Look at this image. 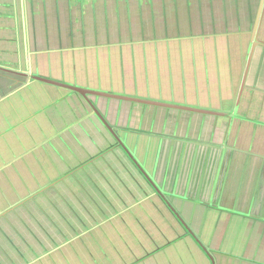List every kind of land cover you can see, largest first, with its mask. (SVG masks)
Here are the masks:
<instances>
[{
  "label": "crops",
  "instance_id": "crops-1",
  "mask_svg": "<svg viewBox=\"0 0 264 264\" xmlns=\"http://www.w3.org/2000/svg\"><path fill=\"white\" fill-rule=\"evenodd\" d=\"M192 1L182 0L183 8L188 10ZM196 1L208 7L216 4L215 0ZM143 2L0 0V128L9 127L5 137L0 131V138L7 140L17 126H25L32 132L17 133L21 143H27L34 131L32 122L42 124L46 111L54 107L63 106L65 111L67 102L71 112L64 122L58 120L59 111L51 118L59 132L45 147L46 162H56L54 155L58 163L69 161L72 170L75 166L87 171L104 154L110 165L113 159L121 165V171L108 169V180L112 176L117 182L116 175L122 179L120 185L126 183L116 188L108 182L115 206L123 208L119 213L128 207L127 217H149L158 223L157 234L145 241L148 247L142 246L144 255L147 248L161 256L169 249L179 254L176 244L186 243L187 249L199 248L205 257L199 245L208 247L207 264H234L235 260L264 264V227L260 225L264 224V118L250 112L253 104L262 107L256 93L264 91V85L251 86L249 93L246 83L242 88L244 59L241 74L234 61L233 79L223 77L219 60L215 63L203 54L210 39L199 14L194 17L196 24L183 27L189 30L188 36L162 38L156 34L168 31V23H161L155 14V0H147L148 14ZM255 18L250 51L260 32L254 35ZM179 28L175 24L170 29ZM173 42H180L179 46ZM151 46L157 48L154 54L148 53ZM254 63L252 59L250 69ZM248 76L250 80L249 72ZM28 93L39 109L27 102ZM18 100L30 115L25 120L19 116L14 123L4 112ZM143 108L156 112L153 120L160 122V129L136 123L145 117L140 115ZM30 149L28 153L43 155L37 147ZM92 150L95 153L89 156ZM81 152L87 155L78 164L73 156ZM238 195L249 196L240 204ZM202 234L209 241H202ZM172 236L179 238L170 244L167 238ZM222 239L227 240L220 248Z\"/></svg>",
  "mask_w": 264,
  "mask_h": 264
},
{
  "label": "rangeland",
  "instance_id": "rangeland-1",
  "mask_svg": "<svg viewBox=\"0 0 264 264\" xmlns=\"http://www.w3.org/2000/svg\"><path fill=\"white\" fill-rule=\"evenodd\" d=\"M142 1H144L142 9L145 14H148L150 10L147 9V0ZM215 1L216 6L208 7L193 0L189 9L185 10L182 0H155L156 5H153L154 11L156 10L155 14L158 15L161 23H168V31L162 32V34L157 32L156 36H162V38L188 36L185 34H189V30L185 31L183 27L196 24L197 21L194 17L199 14L202 18L200 24L202 23L205 28L209 29V46L204 48L203 54H207L210 59L215 60V63L219 60L222 70H225L223 77L227 76L232 80L236 63H239L237 66L239 75L242 72L240 61L242 60L243 64L250 54L251 29L260 0ZM175 24L180 28L173 31L170 28L175 27ZM180 30L181 32H179ZM227 34L229 38L225 40L224 37ZM258 35L259 40L264 41V17ZM179 43L173 42V46H179ZM198 44L206 45L204 42ZM156 49L155 46H151L147 50H150L149 54L151 52L154 54ZM190 55L194 54L191 52ZM252 59L255 63L252 65V69H249L251 76L245 85L248 93L253 91L251 86L264 85V50L262 47L255 48ZM234 61L235 64L232 63ZM214 70L217 71L216 68ZM254 74H256L255 78ZM249 95L252 96V94ZM256 96H258V100H262L258 102V105L262 107L253 104L250 112L256 111L258 118L262 116L263 120L264 91L256 93ZM28 98L27 102H30L34 110L40 108L38 102H34L29 93ZM15 104L6 107L5 116L8 115V118L13 122L19 116L24 120L27 119L30 115L28 107L19 100ZM64 104L66 113L63 111V106L54 107V111H46L42 124L39 122L40 120L32 122L34 131L29 135L27 143H21V138L17 133L22 129L27 132L28 127L25 126H17V131L11 133L7 140L0 138V169L9 170L6 173L0 172V264H109V262L111 264H135L138 262L183 264L185 261L188 262L187 264H195L200 260L207 264L206 257L201 250L193 249L190 246L187 249L186 243L176 244L179 254L174 249L168 248L169 250L161 256L160 253L156 255L157 252L154 253L147 248L148 252L144 255L142 246L144 244L147 246L145 241H148L149 236L157 234L155 224L158 223L154 222L153 224L149 217L137 216L136 218L130 217L132 218L130 219L125 214L128 207L124 208V212L119 213V210L121 211L123 208L115 206L117 201L114 200L113 192L110 194L108 192V182L113 183L116 188L126 185V183L123 181V185H120L119 182L122 179L116 175L117 182L112 180V176L108 180V169L111 167H115L118 171L122 169L114 159L110 165L108 157L102 154L103 160L99 161L96 166L89 165L87 171L85 168L78 169V167L76 170L75 166V169L72 170L73 166L69 161L58 163L54 155L52 158L56 162H46L45 147L47 144L50 145L52 136L59 132L55 125L56 122L51 118L59 111L61 115L58 120L62 123L65 116L67 117L71 112L68 103ZM140 115L145 117L138 118L137 124L152 125L151 127L160 129L161 124L158 120L154 124L156 112L143 108L140 110ZM153 118L155 119L153 120ZM3 120H1L2 123H4ZM8 129L9 127L0 128L3 137L6 136L5 130L8 131ZM28 131L32 132L29 129ZM11 141L13 143L8 145L7 143ZM36 147L43 155L41 153L35 155L33 151L28 153L27 150ZM94 153L95 151L92 150L89 156ZM86 155L87 152H81L80 156L73 157L79 164V160L85 158ZM19 156H22L21 159L17 158ZM67 165L71 167H68V170L66 169L62 174L61 172ZM49 178H53V181L45 182ZM248 180L251 181V179ZM227 183L230 186L233 185L232 181H227ZM236 190H241V187ZM114 194L117 195L118 192L114 190ZM246 196L249 195H238L240 204H244ZM25 198L27 200L23 203L22 199ZM53 204L60 207L55 209ZM111 214L112 218L108 219ZM252 224L254 225V223ZM260 225L264 227V224ZM196 227L198 230L202 229L201 224ZM178 238L168 237L167 242L171 244ZM201 240L209 241L203 234ZM225 240L222 239L218 247L221 248ZM195 252H200L202 257L198 258V254L195 255ZM258 253L256 255L262 257L260 255L262 253ZM234 264L240 263L235 260Z\"/></svg>",
  "mask_w": 264,
  "mask_h": 264
},
{
  "label": "water",
  "instance_id": "water-1",
  "mask_svg": "<svg viewBox=\"0 0 264 264\" xmlns=\"http://www.w3.org/2000/svg\"><path fill=\"white\" fill-rule=\"evenodd\" d=\"M263 13H264V0H260L259 8L257 10V14H256V18H255V23H254V35H256L257 32L260 29V25L262 23V18H263ZM254 45H255V43H254ZM254 45H253V47H254ZM253 51L254 50L251 49L250 54L248 56V59L246 60L245 66L243 67V73H242L241 82H240L242 88H243V86H244V84L246 82L247 76H248V71H249V68H250V65H251V57H252ZM42 80H44L46 82L49 81L48 79H42ZM72 90L83 93V90L78 89V88H72ZM135 101L138 102V103H143V104H152V105L153 104L154 105L161 104V103H158V102L146 101V100H142V99H135ZM162 105H165V104L162 103Z\"/></svg>",
  "mask_w": 264,
  "mask_h": 264
},
{
  "label": "flooded vegetation",
  "instance_id": "flooded-vegetation-1",
  "mask_svg": "<svg viewBox=\"0 0 264 264\" xmlns=\"http://www.w3.org/2000/svg\"><path fill=\"white\" fill-rule=\"evenodd\" d=\"M253 45H254V43H255V45H254V49L253 50H255V48L258 46V47H262L263 48V50H264V41H260L259 40V37L258 36H256L253 40ZM246 63V62H245ZM244 67V66H243ZM246 83V82H245ZM238 95H239V91H238ZM238 95H237V98H238ZM206 251H208L209 253L211 252L210 251V249L208 248V247H206L205 246V248H204Z\"/></svg>",
  "mask_w": 264,
  "mask_h": 264
},
{
  "label": "trees",
  "instance_id": "trees-1",
  "mask_svg": "<svg viewBox=\"0 0 264 264\" xmlns=\"http://www.w3.org/2000/svg\"><path fill=\"white\" fill-rule=\"evenodd\" d=\"M106 151V150H105ZM54 205V207H55V209H57V208H59L60 206L59 205H56L55 206V204H53ZM62 205V204H61ZM63 206V205H62ZM198 244V243H197ZM199 245V244H198ZM199 247L202 249V251L205 253L206 252V250H204V248H202L200 245H199ZM206 254V253H205Z\"/></svg>",
  "mask_w": 264,
  "mask_h": 264
},
{
  "label": "clouds",
  "instance_id": "clouds-1",
  "mask_svg": "<svg viewBox=\"0 0 264 264\" xmlns=\"http://www.w3.org/2000/svg\"><path fill=\"white\" fill-rule=\"evenodd\" d=\"M249 53H250V50H249ZM247 59H248V56H247ZM247 59H246V60H247ZM251 62H252V57H251ZM250 66H251V65H250ZM249 69H250V68H249ZM248 72H249V71H248ZM22 202L24 203L25 201L22 200ZM17 206H18V205H17ZM154 253H155V252H154ZM205 253H206V254H205ZM205 253H204V254L206 255V257H209V256H208L209 253H208V252H205ZM209 258H210V257H209Z\"/></svg>",
  "mask_w": 264,
  "mask_h": 264
}]
</instances>
